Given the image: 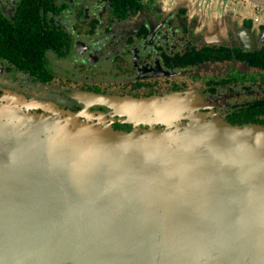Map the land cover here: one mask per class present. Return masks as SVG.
Here are the masks:
<instances>
[{
  "label": "water",
  "instance_id": "1",
  "mask_svg": "<svg viewBox=\"0 0 264 264\" xmlns=\"http://www.w3.org/2000/svg\"><path fill=\"white\" fill-rule=\"evenodd\" d=\"M87 98L151 129L1 100L0 264L55 243L51 264H264V125L211 118L193 93Z\"/></svg>",
  "mask_w": 264,
  "mask_h": 264
},
{
  "label": "flooded vegetation",
  "instance_id": "2",
  "mask_svg": "<svg viewBox=\"0 0 264 264\" xmlns=\"http://www.w3.org/2000/svg\"><path fill=\"white\" fill-rule=\"evenodd\" d=\"M119 3L0 0V104L15 97L25 112L72 113L132 133L151 126L87 96L196 92L209 101L199 111L211 118L264 125V9L246 0ZM244 30L250 43L241 39Z\"/></svg>",
  "mask_w": 264,
  "mask_h": 264
},
{
  "label": "rangeland",
  "instance_id": "3",
  "mask_svg": "<svg viewBox=\"0 0 264 264\" xmlns=\"http://www.w3.org/2000/svg\"><path fill=\"white\" fill-rule=\"evenodd\" d=\"M255 38H257V36H255ZM193 94H195L197 96V100L195 99V106L199 107L200 108H203L204 106H206L209 101L208 100H204L201 96H199L196 92H192ZM192 93H185V95H189V94H192ZM189 106H191V104H189ZM192 107V106H191ZM165 127L164 126H161V128H156L158 130H162L164 129ZM58 244H59V241H58ZM57 247V243L55 244H52V245H47L46 247H44V249H42L40 251V253L38 254V256L35 258L34 262L32 264H51V261L53 260L54 261V258L51 257V253H52V250L55 248V251L58 250V247ZM131 260L132 261H136L135 258L131 257Z\"/></svg>",
  "mask_w": 264,
  "mask_h": 264
},
{
  "label": "trees",
  "instance_id": "4",
  "mask_svg": "<svg viewBox=\"0 0 264 264\" xmlns=\"http://www.w3.org/2000/svg\"><path fill=\"white\" fill-rule=\"evenodd\" d=\"M124 0H120V3H119V8H122V2H123ZM127 1V0H126ZM136 2H137V0H135Z\"/></svg>",
  "mask_w": 264,
  "mask_h": 264
},
{
  "label": "built area",
  "instance_id": "5",
  "mask_svg": "<svg viewBox=\"0 0 264 264\" xmlns=\"http://www.w3.org/2000/svg\"><path fill=\"white\" fill-rule=\"evenodd\" d=\"M256 22H258V19H256Z\"/></svg>",
  "mask_w": 264,
  "mask_h": 264
},
{
  "label": "crops",
  "instance_id": "6",
  "mask_svg": "<svg viewBox=\"0 0 264 264\" xmlns=\"http://www.w3.org/2000/svg\"><path fill=\"white\" fill-rule=\"evenodd\" d=\"M239 22V21H238ZM239 24H241V22H239Z\"/></svg>",
  "mask_w": 264,
  "mask_h": 264
}]
</instances>
